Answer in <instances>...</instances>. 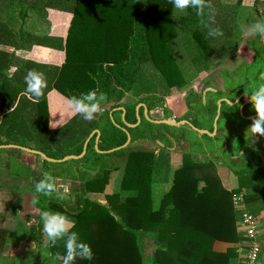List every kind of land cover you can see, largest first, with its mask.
<instances>
[{"label":"trees","instance_id":"16d2710c","mask_svg":"<svg viewBox=\"0 0 264 264\" xmlns=\"http://www.w3.org/2000/svg\"><path fill=\"white\" fill-rule=\"evenodd\" d=\"M40 1H45V7L35 10L39 14L50 8L71 15L65 40L56 39L55 44H34L64 52L65 60L61 66L28 61L25 67L20 68L19 74L14 76L15 84H12L5 77V72L12 64L14 55L0 51V110L3 113L0 146L19 142L17 136L21 135L20 119H24L23 115H19L20 110H26L29 116L34 117L39 132H58L57 129H49L48 94L52 91H57L68 100L73 96L79 97L96 91L98 94L104 93L109 101L113 97L111 77L121 87L130 90L136 82L141 65L148 62L164 75V87L169 92L185 84L171 50L174 43L190 35L189 39H194L199 48L207 49V31L203 30V34L200 32L199 28L204 27L200 24L195 10H177L170 0ZM19 6L22 29L30 6L27 5V0L20 1ZM34 6L32 4L31 7ZM23 31L19 34L22 43L30 37ZM248 44L258 56L261 50L264 51V39L260 38L258 45L254 41ZM29 70L43 73L48 82L44 96L38 100L19 97L22 92L20 90L26 88L24 78ZM149 90L151 87H147V94L150 93ZM144 92H134V96L140 97ZM123 98L124 94L120 93L114 100L116 105L109 111L97 114L95 119L86 120L87 124L81 129V132L89 135L96 130L100 132V151L122 147L128 140V133L132 138L131 144L154 138L153 129L157 126L143 118L142 108L140 116L145 124L142 122L134 129L126 126V123L137 124L136 108L140 102L147 106L149 112L162 110L166 118L169 116L170 111L165 106L164 98L155 95L153 100L147 98L136 103L119 104ZM200 105L204 108L201 102ZM55 106L57 105L53 101L54 123L59 115ZM205 109L211 114L206 128L200 127L195 120L193 125L213 132L216 108ZM77 118L83 119L76 114L58 130L67 131L69 123ZM143 125L148 127L146 132L142 131ZM204 136L211 142L214 141L208 135ZM3 138H6L5 142ZM96 138L97 133L91 139L87 154L83 158L87 159L86 168L94 169L102 161L101 158L112 156L122 159L124 165L119 190L106 195L108 205L80 197L77 205L73 207L63 200L43 197L34 190V206L39 212L49 210L68 216L75 221L73 231L91 246L93 259L77 258L74 264H237L236 247L220 253L215 251L214 245L217 242L234 244L243 240L237 231L241 215L234 208V195L240 194L243 189L247 190L244 194L247 209L250 204L254 205L258 200L264 199V170L260 168L261 158L258 151L245 155L247 163L244 167L230 168L232 175L239 179V187L229 191L223 186L216 172L219 156L214 161L201 162L186 153L181 167L172 172L170 158L164 152L157 157L154 150L148 147L132 146L128 150L99 154L95 150ZM84 140L72 156L82 154ZM45 144L49 145V142ZM210 152H214L212 148ZM43 153L52 159H61L50 156L46 151ZM68 155L62 156V159ZM92 159H96L97 163H91ZM43 164V172H49L51 163L43 161ZM114 169L117 168L101 169L93 176L94 179L85 182L87 193L103 194L109 174ZM170 177L171 188L157 198L153 192L154 184L169 183ZM250 212L253 211L250 209ZM42 230L39 217V232L42 233ZM145 240L151 241L150 254L146 252ZM49 250L52 256L57 253L64 255V241H58L55 247L49 243Z\"/></svg>","mask_w":264,"mask_h":264},{"label":"rangeland","instance_id":"374dc122","mask_svg":"<svg viewBox=\"0 0 264 264\" xmlns=\"http://www.w3.org/2000/svg\"><path fill=\"white\" fill-rule=\"evenodd\" d=\"M20 1L22 0H0V40L10 38L11 33L9 32V29L13 31L19 29V14L21 11V8L19 6ZM44 2L40 0H27V5L30 6L28 13L29 15H31V17H29L30 21L28 19L26 25L27 28L31 29V31H34L37 27H40L39 24L44 23V21L41 20L38 16V13L35 11L37 9L44 8ZM211 3L214 8L213 18L215 21L212 26L221 29L223 35L219 37H209L206 33L205 43L207 45V49L205 50H203V48H199L196 45L194 39H189L190 35L187 38H183L182 35L180 41L174 43L173 49H171L175 57L178 69L181 70L180 72L182 76H180L185 81V84L181 88H173L169 92H166L163 82L164 75L153 68L150 63L146 62L142 65L140 64L141 68L137 72L136 82L134 83L133 88L130 90H126L125 88L121 87V85L115 82L111 77V80H113L111 84L113 97L111 100H105L102 103V111L99 114H101L103 111H109L114 105H116V101L114 100L120 93L124 94V98L119 104L136 103L139 100L147 98L149 100H153L155 96L154 94H157L156 96H158L159 98H164L166 107L170 111V118H163V114L159 112H157L158 114L156 117L153 114V118L159 120L169 119L174 122L175 116L180 120L181 118L179 117H182L183 114L188 111V106H186L185 100L189 95L202 94L203 88L206 86L220 90L225 95H233V89L236 87V83L239 82L237 79L242 80L243 77H248L251 79L253 75H255L256 73L259 74L261 71H263V50H261L262 52L259 53V57L257 59L256 65L258 67H251L248 71H245L243 69L254 60L253 55L249 52V47H247V42H250V40H252L254 37L245 36L241 30V25L247 27L257 20H264V0H241V3L240 0H213ZM32 4H34L35 6L31 7ZM146 22H148V19H146ZM43 27L44 29H46V33H50L51 24H44ZM199 29L201 30L200 32H202V34L203 30L204 32L207 31V29L205 30V28ZM13 39L16 41V36ZM0 49L4 51L7 50L8 52L11 51L10 49L2 47H0ZM46 52V50L40 49V53H37L36 55L38 58H44ZM17 56H21V58H24L22 55ZM104 69H106V65H104ZM238 73L240 75H238ZM147 87H151V90H149L150 93L148 94L146 93ZM134 92H144L145 94L143 93L140 97H136L134 96ZM172 98L174 99L172 100ZM197 101H199L198 98L194 99L192 102L194 111H197L198 114H202L204 117H206L203 108L200 111V106ZM225 110V107L222 108L218 127L220 130L224 129L227 134H232V132L237 134V131L234 129L230 120L227 119L229 117H226L228 114L225 113ZM19 112H21V114L19 115H23L24 119H20L19 131L21 132V135L17 136L18 140L25 141L24 145L32 147L29 149H40L37 150L40 152L41 150L46 151L47 154H49L50 156H54L55 158L62 159V156H66L69 153H71L69 155L72 156L74 153H76V148L79 144H81L85 136V142L90 138V136H92L91 133L89 135L88 133L81 132L82 127L87 124L85 122V119L77 118L73 122L69 123L67 131H59L57 129L58 132H52L48 134L38 131L34 122V117L32 115L29 116L26 110H20ZM2 119L3 113L2 110H0V123ZM145 120L148 121L147 118H145ZM148 123L151 122L148 121ZM65 124L66 123H64V125ZM143 124H145L144 121ZM251 124L252 123L248 122V124H245L243 127H238V133H244L243 136L247 140V151L254 148L262 149L264 147V136H253L251 131L248 130ZM118 127L122 128L121 126ZM162 127L163 126H158V128ZM167 129L172 133L174 132L179 134V132L181 131L185 133V141L181 139L179 142V151H181L183 155L187 153L191 154L195 159H198L199 161H207L206 156L210 153L209 145L210 148L213 147V143L209 139H207L205 136L200 135L194 130H191L188 126H181V128L167 127ZM147 130L148 127L143 125L142 131L146 132ZM248 131H250V135H246V132L248 133ZM96 140L97 138L95 139V142ZM46 142H49V145H46ZM132 146H145L148 148L152 147L155 149L156 153H158L160 150L159 146L156 145L153 141L144 139L139 140L124 149L128 150ZM194 147L195 151L193 152L192 150L194 149ZM203 147H206L208 151L202 149ZM236 147H238V145ZM95 150L97 151L96 146ZM169 152L172 153L171 150ZM101 160L102 161L99 163V165L97 164L94 169H91L92 171H90V168L85 167V162L87 161V159L83 160V158L79 160H69L64 163L50 162L51 164L49 165V168L50 172L52 171L60 176H64L66 178L77 177L78 179L87 182L90 179H94L91 176L93 174L94 176L98 174L101 169L111 170V168L118 167V170L114 169L115 171L109 174V181L103 194L118 191L120 181L124 175V165L122 163V159L112 156L101 158ZM91 163H97L96 159H92ZM163 164L166 169L167 167L165 165V162ZM79 167H81V170H79ZM218 167H221V165L216 163V168ZM222 168L224 172L229 171L223 165ZM171 169L173 170L174 168ZM160 177L162 178L163 176L161 175ZM223 180L225 181V183L227 182V179ZM166 189H168V186L164 185V183L157 184L155 191L158 193L159 198L162 196V194L165 193ZM65 200H67L69 204H71V206L75 207L78 199L74 195H68ZM92 200H98L99 203L106 204V202L103 201V196L101 195L94 197ZM261 228L262 230L264 229V222L262 223ZM259 240L264 247L263 233L259 237ZM145 243L147 244L146 252L150 254L152 252L151 241L145 240ZM33 255L34 254H32L31 256L29 255L26 258L27 264H38L41 262V260L45 259V257Z\"/></svg>","mask_w":264,"mask_h":264},{"label":"crops","instance_id":"0c3cea01","mask_svg":"<svg viewBox=\"0 0 264 264\" xmlns=\"http://www.w3.org/2000/svg\"><path fill=\"white\" fill-rule=\"evenodd\" d=\"M36 12L38 13L40 19L44 21V23L39 24L40 27H37L34 31H31L30 28H27L26 24L28 19L30 21L29 17H31V15L28 13V18L26 19L22 29V21L20 17L19 29L14 31L9 29V32L11 33L10 38L0 40V47L11 50L8 52L7 50L4 51L0 49V51L8 53L11 56L14 55L12 64L5 72V77L12 84H15L13 82L15 79L14 76L19 74L20 68L22 66L25 67L28 61H34L39 64L52 66H61L64 63V52L54 48H48L34 44H40L41 42L55 44L56 39L62 38L65 40L68 34L71 15L69 13L50 8H46L42 14H39L38 11ZM44 24H51L50 33H46V29L43 27ZM22 30H24L23 32H25L26 35H30V37H28L24 43L21 42V38L19 37V34ZM13 35L16 36V41L13 39L15 37ZM40 49L47 51L44 58H38L36 55L37 53H40ZM17 55H22L24 58H21V56L19 57ZM13 69H15V71L12 72L10 78L9 71H12ZM22 80L24 81V79ZM20 91L22 92L19 94V97L26 96L24 95V87ZM173 99L174 98H172V100ZM53 101L57 105L55 106L56 113L59 114L56 123H54L53 120V112L55 111V109H53ZM68 101L69 100L67 98L59 95L57 91H52L48 94L50 117L49 129L56 130L61 128L64 123H68L76 115L73 114V109L69 107ZM157 114L158 113L155 112L154 116L156 117ZM51 125L55 128L51 127ZM2 140L5 142L6 138H3ZM24 143L25 141L19 140L18 143H12V145L32 148L28 145H24ZM42 151L43 150H41V152ZM183 157V153L179 151V149L172 150L170 157V166L171 168H174L172 172L181 167L183 164ZM206 159L214 161L210 154L206 156ZM43 161L44 160L39 156L19 150L0 149V264H27L26 258L32 254L39 255V257H45V259L41 260V262L38 261L40 262L38 264H61V262L56 259V256L50 255L49 243L46 241L43 230L42 233L39 232V211L34 206V185L42 178L44 173ZM115 168H117L115 170L119 169L118 167ZM260 168L264 170V155L261 156ZM79 170H81V167H79ZM115 170H112V172ZM90 171L92 170L90 169ZM216 172L223 186L229 191L239 187V179L232 175L230 171L224 172L221 166L216 168ZM50 173L54 177H58L62 184H67L69 186V193L67 196L74 195L79 200L80 197L93 199L94 197L101 195L103 196V201L106 202V204L103 205H108V201L106 200L107 194L87 193L85 182L78 179L77 177L66 178L52 171ZM93 176L94 174L91 177ZM171 177L169 183H164V185L168 186V189H166L165 192L169 191L171 188ZM223 179H227V182L225 183ZM157 184L162 183H155L153 186L154 195L158 198V193L155 191ZM112 193L114 192L108 194ZM241 193L244 195L247 193V190L243 189ZM50 198L57 199L55 194H53V196ZM63 201L71 206L67 200L64 199ZM250 209L253 212H250ZM247 210L254 215L260 216L262 218V223L264 222V199L258 200L256 203H254V205L250 204ZM238 212L240 213V211ZM262 233L264 235V229ZM242 242L243 241L234 244L217 242L214 245V249L216 252L225 253L232 247L237 248L242 244ZM261 264H264V247L261 255Z\"/></svg>","mask_w":264,"mask_h":264},{"label":"clouds","instance_id":"9594fccd","mask_svg":"<svg viewBox=\"0 0 264 264\" xmlns=\"http://www.w3.org/2000/svg\"><path fill=\"white\" fill-rule=\"evenodd\" d=\"M173 6L180 11L188 9L195 10V14L200 18V24L207 29L209 37H219L223 32L218 27H213L214 8L211 0H170ZM241 30L247 37L259 36L264 39V20H257L247 27L241 25ZM9 72L11 78L12 72ZM26 88L24 95L30 100H38L45 94L48 88V82L43 73L29 70L25 76ZM245 91L247 100L251 103L256 112L252 118V124L248 130L253 136H264V84H260L254 91ZM106 100L104 93L98 94L96 91H90L79 97L73 96L68 101L69 107L73 109V114L82 116L83 119L91 121L102 111V103ZM51 127H53L51 125ZM55 128V127H53ZM35 192L43 197H52L55 194L59 200L67 198L69 186L62 184L58 177H54L50 172H44L42 178L34 185ZM39 217L43 225V233L46 241L52 247L57 245L60 240L64 241V255L56 254V259L61 264H74L77 258L82 260H92L93 250L91 246L83 242L79 234L73 231L75 221L60 212H51L42 210Z\"/></svg>","mask_w":264,"mask_h":264},{"label":"flooded vegetation","instance_id":"af4514ba","mask_svg":"<svg viewBox=\"0 0 264 264\" xmlns=\"http://www.w3.org/2000/svg\"><path fill=\"white\" fill-rule=\"evenodd\" d=\"M253 41L256 43L255 45H258V42H260V37L256 36L252 40H250V42H253ZM250 42H247V45H248L247 47H249L248 48L249 52L253 55L254 60L249 65H247L243 68L245 71L246 70L248 71L251 67L252 68L258 67L256 65V63H257V59L259 56H258V53L252 47H250V45L248 44ZM238 75H240V74L238 73ZM237 80L239 82L236 83V87L233 89L234 90L233 95H225L224 93H222V91L217 90L215 88H210L209 86H206L203 88L202 94H191V95H189L187 97V99L185 100V104H186V106H188V111L185 114H183L182 117H179V118H181L180 120L177 117L174 118L175 119L174 122H176V123H179L182 121H188L192 125H193V122L195 120L196 123L200 127L206 128L205 126H207V124H208L207 121H209L211 114L209 113V110L207 111L205 108L206 107H208L209 109H215L216 108V116H217L219 103L221 102V113H222V108L225 107V109H226L225 113L228 114L226 117H229L227 119L230 120L234 129L237 131V134H235L233 132H232V134H227L224 129H221V130L219 129L218 126H219V121L221 118V114H220L219 120L217 122V127H218L217 134L214 137L209 136L210 138L214 139V141L212 142L213 143L212 149L214 152L213 153L210 152L209 154L211 155V158L213 160H215L216 156H219L220 161L217 163L220 164L221 166L223 165L230 172H231V170H230L231 167H236V168H240L242 166L244 167L245 163H247V158H246L247 156H245V155L249 154L251 151H258L260 154V158L262 155H264V147L262 149H257V148L255 149L254 148L252 150L247 151L246 150L247 140L243 136L244 133H241V134L238 133V129H239L238 127H243L245 124H248V122L252 123V118L256 116L255 110L253 109L251 103L247 100V97L245 95V91H249L248 94L250 95L251 91H254L260 84H264V70L261 71L259 74L256 73L255 75H253V77H251V79L248 77H243L242 80H240V79H237ZM209 89H214V90H216V92L209 91ZM205 92H207V93L204 97ZM155 95H157V94H155ZM196 98L199 99V101H197V103H199L200 111L202 109L200 102L203 104V106H204L203 110L206 114V117H204L202 114H198L197 111H194L192 102ZM226 100L230 101L231 103H235V105L228 104L226 102ZM139 105H145V104L140 102ZM141 108L143 109V118L145 119L146 117H145L144 106H141ZM141 108H140V110H141ZM147 110H148V108H147ZM155 112H159V113L163 114V116H164L163 118H165V113H163L162 110H154L151 112L148 111V115H149V118L151 120H159V119L153 118V114ZM140 113L141 112L139 111V115H140ZM186 115H190V116L185 119L184 117ZM136 116H137V114H136ZM216 116H215L213 124H212L213 132H214V123H215ZM140 118L143 122V118L141 116H140ZM168 118H170V117L168 116ZM160 120H162V119H160ZM151 124H153V123H151ZM154 125L157 126L156 128L153 129L154 138L153 139H144V140L153 141L156 145L159 146L160 150L158 153H156L154 148L149 147L150 149L154 150L155 155L157 154L156 155L157 157H159L161 155V153H163V152L166 155H169V157H170L171 152H169V151L170 150L172 151L174 149L175 150L179 149V142L181 139L184 140L186 135H185V133H183V131L179 132V134L174 133V132L172 133L171 131H169L167 129V127L170 128L171 126L157 125V124H154ZM158 126H163V127L158 128ZM181 126H188V125L183 124L180 126H172V127L181 128ZM188 127L192 130V128L190 126H188ZM200 130L209 131L208 129H200ZM213 132H210V133L212 134ZM200 135H202V134H200ZM204 135L205 134H203L202 136H204ZM246 135H250V131H248V133L246 132ZM237 145H238V147H236ZM202 149H205L208 151V149L206 147H203ZM209 149H211L210 145H209ZM190 150H192V149H190ZM192 151L193 152L195 151V147ZM62 163H64V162H62Z\"/></svg>","mask_w":264,"mask_h":264},{"label":"built area","instance_id":"2783aa9c","mask_svg":"<svg viewBox=\"0 0 264 264\" xmlns=\"http://www.w3.org/2000/svg\"><path fill=\"white\" fill-rule=\"evenodd\" d=\"M233 205L241 213L237 229L243 238V242L236 248L239 256L238 264H261L263 244H261L259 237L263 231L261 228L262 218L246 209L242 193L234 195Z\"/></svg>","mask_w":264,"mask_h":264},{"label":"water","instance_id":"95a60500","mask_svg":"<svg viewBox=\"0 0 264 264\" xmlns=\"http://www.w3.org/2000/svg\"><path fill=\"white\" fill-rule=\"evenodd\" d=\"M209 91H212V92H216V90L214 89H209ZM207 92L204 93V97L206 95ZM226 102L228 104H231V105H235V103H231L230 101L226 100ZM141 106H144V109H145V117L148 119L149 122L153 123V124H157V125H167V126H180V125H188L192 128V130H194L195 132H198L199 134H205V135H208V136H211V137H214L216 134H217V130H218V127H217V122L219 120V117H220V114H221V102L219 103V107H218V113H217V116H216V119H215V123H214V132L211 134L209 131L207 130H200V129H197L196 127H194L190 122L188 121H182V122H179V123H176V122H173L171 120H168V119H162V120H151L149 118V115H148V110H147V107L145 105H139L136 109V114H137V119H138V122L137 124L135 125H130V124H127L126 123V126L129 127V128H136L137 126H139V124L141 123V118H140V115H139V111H140V108ZM123 111L124 109L121 108ZM113 112L110 113V115L112 116ZM124 116H125V112L123 114V119H124ZM97 133V140H96V149L97 151L100 153V154H111V153H114V152H117V151H120L124 148H127L129 145H131V142H132V138H131V135L128 133V140L126 142L125 145H123L122 147H119V148H116V149H113V150H110V151H99L98 150V145H99V138H100V132L99 131H94L92 133V136H90V138L85 142V145H84V148H83V152L81 155L79 156H67L65 157L64 159H61V160H57V159H52V158H49L47 157L44 153L40 152V151H37V150H33V149H29V148H26V147H23V146H19V145H2L0 146V149H12V150H19V151H22V152H26V153H29V154H33L35 156H39L41 157L44 161H47V162H51V163H62V162H66V161H69V160H79V159H82L84 158V156L87 154V149H88V145H89V142L90 140L93 138V136Z\"/></svg>","mask_w":264,"mask_h":264}]
</instances>
